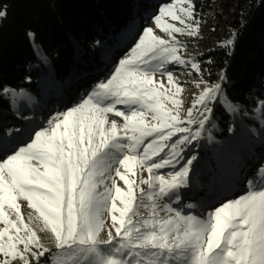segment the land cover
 I'll return each instance as SVG.
<instances>
[{
  "label": "snow or ice",
  "instance_id": "1",
  "mask_svg": "<svg viewBox=\"0 0 264 264\" xmlns=\"http://www.w3.org/2000/svg\"><path fill=\"white\" fill-rule=\"evenodd\" d=\"M194 8L193 0L161 5L152 19L170 39L145 27L106 80L0 156V264H43L41 258L52 250L37 228L54 239L51 264H264V166L247 181L243 195L226 199L205 217L172 206L188 187L196 160L195 155L184 160L185 148L201 137L212 118L208 105L221 94L220 83L205 88L181 118L183 85L165 65L188 63L178 55L174 34L198 33ZM5 16L0 11V19ZM234 35L221 47L234 45ZM27 37L34 42L35 33ZM191 68L201 70L195 61ZM197 105L203 119L193 132L181 125L195 122ZM227 110L238 106L229 104ZM20 201L35 214L27 221ZM105 217L111 226L107 239H100Z\"/></svg>",
  "mask_w": 264,
  "mask_h": 264
},
{
  "label": "rangeland",
  "instance_id": "2",
  "mask_svg": "<svg viewBox=\"0 0 264 264\" xmlns=\"http://www.w3.org/2000/svg\"><path fill=\"white\" fill-rule=\"evenodd\" d=\"M153 1L154 3L149 8L133 10L131 19L126 26L114 33L113 37L108 33H103L102 36L105 37V40H99L96 44L81 39L78 43L79 49L96 52L99 47L103 50L104 61L97 65L90 64V66L73 70L65 80H61L55 75L47 55L34 46L39 61L37 83L39 90L36 97H39L41 102L38 104L33 100L26 102L29 99V97L25 98L27 94H30V97L35 96L27 91L14 90L11 92L12 106L8 110H0V156L11 153L14 148L27 142L29 134L34 129L46 127L48 119L53 115L78 104L98 82L106 80L119 61L130 54L145 27L153 28L157 36L166 40L170 39L167 33L156 27L152 17L158 13L161 5L171 3V0ZM195 1L210 5L208 8L204 7L202 11L194 8V18L199 21L198 33L194 36L188 35L187 32L174 34L175 42L179 48L178 55L188 63L165 65L172 72L174 80L183 85V91L179 96L182 100V107L179 110L181 118L187 116L188 109L193 107L197 97L205 88L221 82V78L218 81L209 82L202 78L200 71L197 72L191 68V63L193 61L198 63L199 55L213 41H219L218 38H221L226 31L224 22L217 13L218 0H193L194 5ZM169 22L181 26L178 21L169 19ZM191 22L189 21V23ZM156 79L163 80L165 86L170 87L166 76L157 73ZM172 91L174 92V89ZM169 94L171 95V92ZM262 101L264 98L259 100L256 106L249 111L238 104L229 102L221 90L218 102L208 105L212 108L211 120L202 130L201 137L186 146L183 154L184 160L192 155L196 156V160L193 161L192 171L189 173V185L187 188L181 189L179 204L172 203L174 208L181 209L185 214L205 217L208 212L226 199H234L247 191V181L256 179L254 168L264 166V107L261 105ZM215 104H219L228 114L226 121L231 124V128L225 137L213 138L214 135L222 133L221 126L215 122L217 119L214 112ZM229 104L238 106V110L228 111ZM168 106L171 107V104ZM198 109H201V106L197 105V108H193L195 122L191 125L185 123L181 127H190L193 132L199 127V120L203 119V115L198 113ZM258 109L261 110L258 111ZM33 116L37 123L29 121V118ZM112 118L117 119L118 123H123L121 118L110 114V119ZM148 120L151 121L150 115ZM209 127H214L215 132H212ZM9 133L11 134L9 135ZM177 135H186V133ZM183 163L184 161H181V164ZM228 168L234 170L233 178L224 175ZM171 170L162 169L160 172L166 174ZM141 174L145 178L148 175L147 172ZM116 179L117 183L124 188L123 181L119 178ZM142 187L147 189V185ZM20 204L26 221L30 214L35 215L27 207V202L20 201ZM187 204H192L194 207L189 209L185 207ZM201 210L204 213L200 214ZM105 219V229L101 232L100 239H107V230L111 226L110 218L105 217ZM2 226L0 225V227ZM32 226L37 227V223L34 222ZM37 231L45 247L55 248L54 239L49 233L39 232L38 228ZM113 235H115L114 229ZM54 256H51V260ZM29 258L31 259V257ZM15 264H21V262L17 260Z\"/></svg>",
  "mask_w": 264,
  "mask_h": 264
},
{
  "label": "trees",
  "instance_id": "3",
  "mask_svg": "<svg viewBox=\"0 0 264 264\" xmlns=\"http://www.w3.org/2000/svg\"><path fill=\"white\" fill-rule=\"evenodd\" d=\"M153 0H0V110L12 106L11 92L25 90L38 96V58L34 46L47 55L55 75L65 80L73 70L100 64L103 50L78 48L81 39L96 44L103 33L114 35L126 26L133 10L149 8ZM202 11L204 3L195 1ZM199 6V7H198ZM217 13L224 22L225 34L213 41L198 57L200 75L209 82L218 81L226 99L251 111L264 98V0H218ZM35 33L30 41L27 33ZM235 43L221 47L226 40ZM109 40V38H107ZM231 53V54H229ZM26 111V110H24ZM215 115L225 137L231 128L228 114L215 104ZM215 132L214 127H209ZM224 134V136H222ZM257 174L259 167H255ZM42 259L51 264L52 248Z\"/></svg>",
  "mask_w": 264,
  "mask_h": 264
},
{
  "label": "bare ground",
  "instance_id": "4",
  "mask_svg": "<svg viewBox=\"0 0 264 264\" xmlns=\"http://www.w3.org/2000/svg\"><path fill=\"white\" fill-rule=\"evenodd\" d=\"M25 91V90H24ZM29 97V99H27V101L26 102H29V101H34L35 103H39V102H41V99L39 98V97H36V96H33V97H30V94H27V96L25 97V98H28ZM36 97V98H35ZM29 121L31 122V123H37V121H35L34 120V116L33 117H30L29 118ZM234 174V170L233 169H231V168H228L227 170H226V172L224 173V175H227L228 177H231V178H233V175ZM200 209H202V208H200ZM200 214L201 213H204V211L203 210H201L200 212H199Z\"/></svg>",
  "mask_w": 264,
  "mask_h": 264
}]
</instances>
